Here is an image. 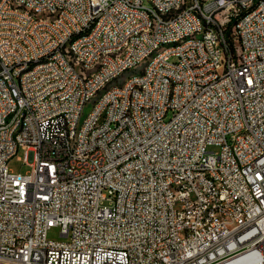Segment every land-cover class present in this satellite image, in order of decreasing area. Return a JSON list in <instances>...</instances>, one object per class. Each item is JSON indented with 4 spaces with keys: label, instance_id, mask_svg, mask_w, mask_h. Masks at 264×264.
I'll use <instances>...</instances> for the list:
<instances>
[{
    "label": "built area",
    "instance_id": "obj_1",
    "mask_svg": "<svg viewBox=\"0 0 264 264\" xmlns=\"http://www.w3.org/2000/svg\"><path fill=\"white\" fill-rule=\"evenodd\" d=\"M0 264H264V0H0Z\"/></svg>",
    "mask_w": 264,
    "mask_h": 264
},
{
    "label": "bare ground",
    "instance_id": "obj_2",
    "mask_svg": "<svg viewBox=\"0 0 264 264\" xmlns=\"http://www.w3.org/2000/svg\"><path fill=\"white\" fill-rule=\"evenodd\" d=\"M43 21H54V13H42ZM188 41V34H179L176 39L163 40L162 43H156L149 53L144 55L143 59H137L136 65H130V63H122L113 72L108 75V80L104 81L103 85H95L94 92H90L83 95L82 99V110L78 112V118L75 122H72L73 132H80L83 130L84 125L87 124L88 118L93 117L95 113V106L98 102L105 99V92H112L114 84L108 87V84L116 79L122 72L135 68L138 64L144 62L142 69H146L152 63H156L162 53L171 49H176L177 46L184 45ZM194 41H201V34H194ZM70 43H77V36H70ZM112 57H120V50H112ZM100 66V56H93L88 59V65L84 62H77V73H86V75H97V68ZM217 70H224V62H217ZM141 77V71L137 74H133L128 78ZM125 84V81L122 83ZM122 84H115V87H122ZM95 97V99H94ZM92 104L89 112L82 118V112L85 104L91 99ZM22 115V106H15L14 116ZM106 122V113H99L97 115V126H104ZM195 171H198L199 176H207V166L202 164H195ZM186 193L189 196H196V187L193 185H186ZM236 222V215H224V224H232Z\"/></svg>",
    "mask_w": 264,
    "mask_h": 264
},
{
    "label": "rangeland",
    "instance_id": "obj_3",
    "mask_svg": "<svg viewBox=\"0 0 264 264\" xmlns=\"http://www.w3.org/2000/svg\"><path fill=\"white\" fill-rule=\"evenodd\" d=\"M146 63V60L140 64H138L135 68H131L128 69L124 72H122L116 79H114L113 81H111L108 84V87H110L112 84H122L125 81V76L126 78H128L129 76L133 75V74H137L141 71V69L143 68L144 64ZM95 99V97H94ZM93 98H91L84 106L83 112L81 117L83 118L90 110L91 108V104H92V100H94ZM22 151H19L16 155H14L12 158H10V160L8 161V167L14 171H20L22 173H24L26 170L29 169V166L27 164H25V162L23 160H21L22 158ZM17 156H20V159H17ZM47 237L49 239H53V240H64L65 237L60 235V227L59 226H53L51 227L49 230H47Z\"/></svg>",
    "mask_w": 264,
    "mask_h": 264
}]
</instances>
